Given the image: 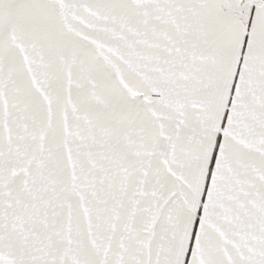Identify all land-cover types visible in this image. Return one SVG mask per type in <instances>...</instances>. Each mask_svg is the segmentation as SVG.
Segmentation results:
<instances>
[{"label":"snow or ice","instance_id":"snow-or-ice-1","mask_svg":"<svg viewBox=\"0 0 264 264\" xmlns=\"http://www.w3.org/2000/svg\"><path fill=\"white\" fill-rule=\"evenodd\" d=\"M0 264H264V0H0Z\"/></svg>","mask_w":264,"mask_h":264}]
</instances>
